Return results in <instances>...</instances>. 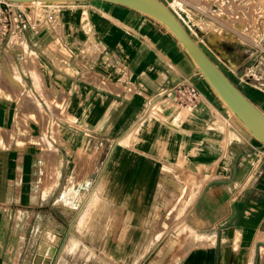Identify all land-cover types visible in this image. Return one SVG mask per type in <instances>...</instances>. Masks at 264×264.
<instances>
[{"label":"crops","instance_id":"crops-1","mask_svg":"<svg viewBox=\"0 0 264 264\" xmlns=\"http://www.w3.org/2000/svg\"><path fill=\"white\" fill-rule=\"evenodd\" d=\"M163 1L188 32L203 4L218 6L224 17L242 13L239 0ZM64 8L67 14L74 8L85 20L70 23L63 15L57 27L56 20L15 37L33 51L29 57L20 54L13 38L1 47L0 82L8 85L10 100L0 101V255L9 238L6 254L13 256L12 264H19L16 257L24 242L29 239L31 251L42 229L39 220L28 235L39 206L30 143L33 116L71 112L72 126L88 128L78 143L90 147L83 153L64 150L58 158L57 190L63 204L52 209L61 223L78 214L87 192L85 217L97 215L103 223L113 218L112 208L127 217L126 224L131 215L143 222L147 215L181 209L169 234L177 242L164 264H264V147L232 118L160 25L103 2ZM213 32L217 36L220 31ZM215 38L208 39L207 50L201 48L212 60H226L227 70L213 61L230 79L251 60L255 72L264 75V58L257 50L243 56L245 43L237 40L240 50H233V69L229 56L214 45L231 47L227 39ZM185 79L200 92L198 104L188 106L191 111L178 110L170 93ZM248 90L264 111V90ZM157 108L163 110L157 113L161 124L152 129L153 140L141 128ZM39 122L43 127L50 119L42 116ZM65 122L60 117L57 125L65 127ZM8 151L13 153L6 157ZM54 214L48 210L46 226Z\"/></svg>","mask_w":264,"mask_h":264},{"label":"rangeland","instance_id":"rangeland-1","mask_svg":"<svg viewBox=\"0 0 264 264\" xmlns=\"http://www.w3.org/2000/svg\"><path fill=\"white\" fill-rule=\"evenodd\" d=\"M239 1L242 13H237L233 16L230 15L229 17H224L221 8L218 9V6L216 5H201L199 9L200 12L198 15L194 16V25L189 31L193 39L205 49L207 48L206 45L209 44V38L213 39L216 37L220 40L226 38L228 41L227 44L231 47H222L215 43L214 45L229 56V60L231 62L230 67L232 68L234 67V60L236 59V56L233 54V50H240L237 40L245 43L242 44L240 54L242 53L243 56H248L250 53L257 50L264 58V0ZM214 2L217 3V0H214ZM79 5H81V3L58 5L56 7L57 21L55 23V27H57L58 23L61 22V19L64 16V20H67L70 23H73L74 21L83 22L85 20V16H78L74 8H72L69 14L64 12V7H77ZM223 5L224 1L222 2V6ZM39 10V13H41V11L44 10V6H41ZM214 30H219V35L213 36ZM223 34L226 37H223ZM13 39V44L18 47V51L21 55L29 57V54L33 53L31 49H28L27 51L25 43L21 44V39L15 37ZM234 46H236V48H234ZM86 53L90 54L89 52ZM213 60L217 62L223 70H227V67L223 64L226 60ZM252 65L253 61L251 60L247 62L244 69H238L235 71L234 76L231 75L235 84L247 94L250 93V90H248L249 87H256L264 90V75L256 73L252 68ZM40 73L45 87L43 74L41 71ZM5 77L8 78L9 83L14 81L12 74L9 72L6 73ZM18 85L23 88L21 83L18 82ZM7 91L8 85H6L5 81L2 80V82H0V101L6 102L7 100H10ZM181 108L182 107L177 106L178 110ZM161 110L163 109L157 108L151 115L149 114L141 128L142 131L144 129L145 136L152 137L153 140L155 136L152 129H154L155 125L161 124V119L157 115V113L161 112ZM187 110L191 111V107H188ZM40 114L45 117L46 120L49 118L50 123L49 125L45 124L42 127L39 122V119L42 118V116L40 117L36 114L33 116L36 123L31 129L30 134L32 139L30 143L32 151L31 154L34 159L33 172L35 203H38L39 206L34 209V222L30 226L28 235L32 229H35L37 221L39 220H42V229L40 235L34 241L33 249L31 251L28 250L29 239L26 241L25 239H22V241H25V244L21 254L16 257L17 262L19 264L166 263L169 260L171 249L175 247V242H177L175 239H169V234L173 232L176 226V223H172V221L176 220V211L180 212L181 209H174L172 212L166 211V213L161 216L156 215L154 217L152 214L147 215L145 217V221L143 222H139L137 217L131 215L129 216L128 224H126L123 222V219L125 221L127 217L122 218L121 214L118 213L119 210L112 208L111 216L113 218H110L109 222L103 223L97 215L85 217L90 198V193L87 192L84 194L85 196L81 201L80 207H78V214L75 215V217L74 215L70 217L67 216V219H70L69 223L64 225L58 220V211H54L52 209L53 205L63 204V201L61 200L62 192L57 190L58 158L62 157L64 150H70L72 152L80 150L82 153L88 152L90 146L88 144H80L78 142L79 137L83 136L85 131H87L85 135H88L89 133L88 128H75L72 126L73 115L71 112H66L64 114L58 112H41ZM60 117H65V124L67 126L59 127L57 125V120ZM232 118L235 119L233 116ZM165 122L173 123L168 120H165ZM21 130L23 131V134H25V129ZM61 140H64L67 143H64V145L61 146L58 145V141ZM50 152H52V155L47 156L46 154ZM12 153L13 152L8 151L6 153V157ZM48 201L49 207L45 206ZM43 203L44 207L41 206ZM49 209L56 214H54V217L51 218V222L46 226L45 219L47 220L46 215ZM10 227L12 229L13 224H11ZM47 228L53 230L56 234L61 236V239L55 247L53 255L50 257L41 251L44 243V232ZM23 233L24 232L19 233L18 242H20V237ZM9 234H11V231ZM8 244L9 238L4 244L3 254L0 255V264H12L13 256L6 254ZM46 259L49 261L47 260L44 262Z\"/></svg>","mask_w":264,"mask_h":264},{"label":"water","instance_id":"water-1","mask_svg":"<svg viewBox=\"0 0 264 264\" xmlns=\"http://www.w3.org/2000/svg\"><path fill=\"white\" fill-rule=\"evenodd\" d=\"M17 4L103 2L137 12L167 31L191 59L219 101L241 126L264 147V111L230 79L193 39L163 0H5Z\"/></svg>","mask_w":264,"mask_h":264},{"label":"built area","instance_id":"built-area-1","mask_svg":"<svg viewBox=\"0 0 264 264\" xmlns=\"http://www.w3.org/2000/svg\"><path fill=\"white\" fill-rule=\"evenodd\" d=\"M58 5L17 4L0 0V51L5 41L21 37L28 31L38 32L43 26L54 24ZM41 6H44V10L39 13ZM170 93L180 107L197 105L200 99V92L188 79L176 84Z\"/></svg>","mask_w":264,"mask_h":264},{"label":"bare ground","instance_id":"bare-ground-1","mask_svg":"<svg viewBox=\"0 0 264 264\" xmlns=\"http://www.w3.org/2000/svg\"><path fill=\"white\" fill-rule=\"evenodd\" d=\"M174 2V1H173ZM40 4H44V3H31L30 5H40ZM178 4V3H177ZM180 4V3H179ZM223 37H226L223 34ZM20 41V40H19ZM37 75V74H36ZM37 80H38V87L40 88V79L39 76L37 75ZM20 81V80H19ZM55 129V128H54ZM72 195V194H71ZM53 231L51 230H46L45 231V235H44V243L42 245L41 251L45 254H47L49 257L53 255L54 251H55V247L58 244L59 240H60V235L55 234ZM54 236V239H52V237ZM42 239V238H41ZM42 242V241H41ZM40 257V256H39ZM43 260V259H42ZM48 259H46L44 262H46ZM49 261V260H48ZM47 264V263H46Z\"/></svg>","mask_w":264,"mask_h":264},{"label":"trees","instance_id":"trees-1","mask_svg":"<svg viewBox=\"0 0 264 264\" xmlns=\"http://www.w3.org/2000/svg\"><path fill=\"white\" fill-rule=\"evenodd\" d=\"M241 89V88H240ZM242 90V89H241ZM243 91V90H242ZM244 92V91H243ZM246 94V92H244ZM247 95V94H246ZM248 96V95H247ZM250 98V97H249Z\"/></svg>","mask_w":264,"mask_h":264}]
</instances>
